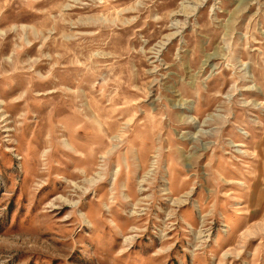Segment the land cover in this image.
<instances>
[{"label":"rangeland","instance_id":"374dc122","mask_svg":"<svg viewBox=\"0 0 264 264\" xmlns=\"http://www.w3.org/2000/svg\"><path fill=\"white\" fill-rule=\"evenodd\" d=\"M194 4L0 0V264H264V0Z\"/></svg>","mask_w":264,"mask_h":264},{"label":"bare ground","instance_id":"6f19581e","mask_svg":"<svg viewBox=\"0 0 264 264\" xmlns=\"http://www.w3.org/2000/svg\"><path fill=\"white\" fill-rule=\"evenodd\" d=\"M206 1H208V0H194V5L192 6V11H190V12H193V11H195L197 8H198V6L200 5V4H202L203 2H206ZM174 34H176V32H174L172 35H170V36H173ZM169 36V37H170ZM160 51V50H159ZM248 72V71H247Z\"/></svg>","mask_w":264,"mask_h":264}]
</instances>
